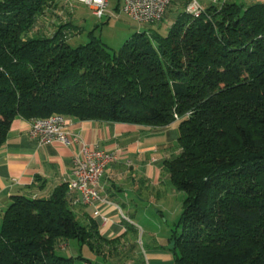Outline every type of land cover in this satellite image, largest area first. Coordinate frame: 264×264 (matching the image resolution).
Segmentation results:
<instances>
[{
    "label": "trees",
    "instance_id": "trees-1",
    "mask_svg": "<svg viewBox=\"0 0 264 264\" xmlns=\"http://www.w3.org/2000/svg\"><path fill=\"white\" fill-rule=\"evenodd\" d=\"M171 5L165 35L151 28L111 51L91 32L71 47L79 31L68 20L51 27L58 12L72 14L65 0H0V146L16 117L161 127L177 116L178 152L162 161L184 194L168 238L175 263L264 264V1H211L198 15L186 0ZM71 201L65 183L46 197L12 196L0 264L88 262L57 251L99 244Z\"/></svg>",
    "mask_w": 264,
    "mask_h": 264
},
{
    "label": "crops",
    "instance_id": "crops-1",
    "mask_svg": "<svg viewBox=\"0 0 264 264\" xmlns=\"http://www.w3.org/2000/svg\"><path fill=\"white\" fill-rule=\"evenodd\" d=\"M199 2L205 5V0ZM29 128V120L16 117L0 146V221L12 196L24 194L46 197L56 187L67 184L72 173V156L81 147V143L66 146L56 141L38 144L29 138ZM69 132V138L71 134H77L89 148L119 150V160L106 166L100 179L99 194L112 203L99 207L100 216L93 215V206L78 202V192L69 190L71 209L77 220L83 225L95 224L99 247H106L108 242H114L127 234L126 225L136 228L137 223L131 215L138 204L153 199L151 194L156 193L160 197L163 191L166 192L162 188L164 183L170 182L162 169V161L178 152L177 122L147 127L129 122L71 119ZM172 187L171 193L174 192ZM102 217L107 218V221L103 222ZM124 254L118 263L114 262L118 256L111 257L112 264H140L133 252ZM144 254L147 264H176L173 252ZM85 259L88 260L86 264H99L97 259Z\"/></svg>",
    "mask_w": 264,
    "mask_h": 264
},
{
    "label": "rangeland",
    "instance_id": "rangeland-1",
    "mask_svg": "<svg viewBox=\"0 0 264 264\" xmlns=\"http://www.w3.org/2000/svg\"><path fill=\"white\" fill-rule=\"evenodd\" d=\"M119 1L110 0L107 12L101 19L93 16L91 10L83 4L66 2L67 8L72 10V14L67 13L65 10L58 12L59 17L54 16L51 19L53 20L51 27H56L59 22L68 20L79 31V33H74L75 30L71 32L72 34H69L67 43L71 47L86 44L91 32L107 44L111 51H118L135 33L149 31L152 28L157 30L160 35H165L173 23L174 15L171 11V9L174 10L173 5L169 7L170 12L168 11L161 21L150 26L138 23L126 15L122 11ZM211 1L205 0V6L209 5ZM170 188L169 183H164L162 189L166 192L163 191L160 197H157L154 193L151 194L153 196L149 195L153 199L138 204V208L131 215V218L137 223L136 228L126 225L128 232L125 236L114 242H108L106 247L102 245V248L95 242L91 245L84 244L79 247L76 241L69 240L65 243L64 249L57 250L58 253L65 257L81 255L83 258L97 259L99 264H112L111 257L118 256L114 261L118 263L125 256L124 252H133V255H136L134 258H138L140 264H147L145 262V252H172L168 238L172 234V230L176 229L175 225L182 212L184 194L175 188L173 189L174 192L171 193ZM97 252H106V254H98ZM111 252L116 253L109 254ZM146 256L148 257L147 254ZM143 260L145 263H143ZM74 264L86 263L83 260L75 259Z\"/></svg>",
    "mask_w": 264,
    "mask_h": 264
},
{
    "label": "built area",
    "instance_id": "built-area-1",
    "mask_svg": "<svg viewBox=\"0 0 264 264\" xmlns=\"http://www.w3.org/2000/svg\"><path fill=\"white\" fill-rule=\"evenodd\" d=\"M68 3H79L88 7L97 19L105 16L110 0H65ZM174 0H120L122 11L141 24H154L161 21ZM221 3L224 0H212ZM186 12L198 15L201 12L199 0H186ZM179 118L175 116V121ZM71 118L53 114L45 118L29 120L28 136L38 144L56 141L66 146L81 143L79 152L72 156V173L67 182L69 190L78 192V202L82 205L93 206L94 216H100L101 205L112 204L107 198L99 194L100 179L106 166L119 160V150L106 151L89 148L77 134L69 132ZM129 164V162H127ZM106 222L107 218L102 217Z\"/></svg>",
    "mask_w": 264,
    "mask_h": 264
}]
</instances>
